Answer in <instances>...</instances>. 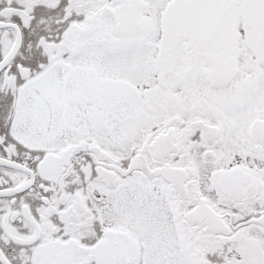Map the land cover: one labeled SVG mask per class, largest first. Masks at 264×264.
I'll return each mask as SVG.
<instances>
[{
    "label": "snow or ice",
    "instance_id": "snow-or-ice-1",
    "mask_svg": "<svg viewBox=\"0 0 264 264\" xmlns=\"http://www.w3.org/2000/svg\"><path fill=\"white\" fill-rule=\"evenodd\" d=\"M0 264H264V0H0Z\"/></svg>",
    "mask_w": 264,
    "mask_h": 264
}]
</instances>
